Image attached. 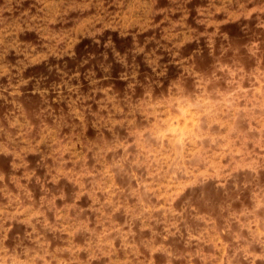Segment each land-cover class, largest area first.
Here are the masks:
<instances>
[{
    "label": "rangeland",
    "instance_id": "1",
    "mask_svg": "<svg viewBox=\"0 0 264 264\" xmlns=\"http://www.w3.org/2000/svg\"><path fill=\"white\" fill-rule=\"evenodd\" d=\"M0 264H264V0H0Z\"/></svg>",
    "mask_w": 264,
    "mask_h": 264
}]
</instances>
